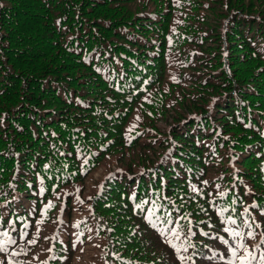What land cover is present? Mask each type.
Returning <instances> with one entry per match:
<instances>
[{"label":"trees","instance_id":"obj_1","mask_svg":"<svg viewBox=\"0 0 264 264\" xmlns=\"http://www.w3.org/2000/svg\"><path fill=\"white\" fill-rule=\"evenodd\" d=\"M9 239L2 264H264V0H0Z\"/></svg>","mask_w":264,"mask_h":264},{"label":"snow or ice","instance_id":"obj_2","mask_svg":"<svg viewBox=\"0 0 264 264\" xmlns=\"http://www.w3.org/2000/svg\"><path fill=\"white\" fill-rule=\"evenodd\" d=\"M153 213H149V215L151 216ZM232 223H235V221H232ZM226 231H231V230H229V229H226ZM231 234L234 236V237H239L240 236V233L239 232H231ZM4 235L5 236H7V233H4ZM251 235V234H250ZM7 243H11V244H14L15 243V241L14 240H11V239H9V240H7V241H5V242H3V243H0V250H6V248H5V244H7ZM30 243H34V241H30ZM241 247H244V245L243 244H241ZM232 256L233 257H236L237 259H239V260H241L242 262H244V264H247V262H248V257L247 256H242V257H237V255H236V250L235 249H233V251H232ZM181 259H183V257H181ZM252 259H255V257H252ZM0 264H2V262H0ZM233 264H235V262L233 261Z\"/></svg>","mask_w":264,"mask_h":264},{"label":"rangeland","instance_id":"obj_3","mask_svg":"<svg viewBox=\"0 0 264 264\" xmlns=\"http://www.w3.org/2000/svg\"><path fill=\"white\" fill-rule=\"evenodd\" d=\"M160 124H161L162 126H164V122H161ZM102 173H103V170H102V169H99L95 174H93V175H94L93 178H94V177H95V178H98ZM87 182L90 183L91 181L88 180ZM83 262H84V259L81 258V257H78V258H76V261H74L73 264H83Z\"/></svg>","mask_w":264,"mask_h":264}]
</instances>
